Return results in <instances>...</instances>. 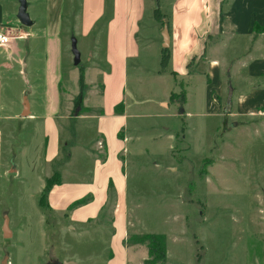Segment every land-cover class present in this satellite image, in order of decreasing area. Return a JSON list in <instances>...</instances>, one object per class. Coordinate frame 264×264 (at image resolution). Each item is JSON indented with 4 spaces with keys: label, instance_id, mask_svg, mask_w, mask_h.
Instances as JSON below:
<instances>
[{
    "label": "rangeland",
    "instance_id": "obj_1",
    "mask_svg": "<svg viewBox=\"0 0 264 264\" xmlns=\"http://www.w3.org/2000/svg\"><path fill=\"white\" fill-rule=\"evenodd\" d=\"M12 3L10 0L7 7ZM172 3L145 0L146 14L137 36L140 59L129 64L126 124L118 133L120 138L117 135L124 143L118 158L127 174L129 260L134 262L133 249L148 258L146 244L136 243L137 236L161 234L168 264H264V108L237 112L233 104H227L224 92L222 97L211 94L219 107L218 115L204 114L201 107L209 81L205 60L198 63L190 59L181 78L167 71L159 73L163 50L160 15L169 18ZM67 5L71 14L79 0H67ZM75 21L77 16H72L64 23V60L69 63L63 69L61 111L67 118L60 124L61 158L55 168L51 167L53 172H68L65 175L71 181L80 179L75 173L69 174L75 166L86 171L95 158L105 156L103 138L93 117L103 111L99 105L103 33L95 31L99 40L94 53L101 60L99 66L92 63L91 73L83 77L84 95L94 90V106L84 112L87 109L79 98V67H88L92 49L78 37L80 63L74 66L69 49L73 39L69 37L76 29L71 32L68 27ZM11 28L1 25L0 32L12 34ZM245 42L242 37L225 42L221 56L225 59L221 71L224 86L231 59L245 52ZM235 80L232 76L233 86ZM24 88L21 79L11 80L5 87V102L13 111L9 113L23 108ZM34 139L39 142L38 136ZM66 155L74 158L68 161ZM25 173L24 178L7 174L0 182V264L5 258L10 264H44L62 261L73 253L84 257L108 243V238L92 232L75 234L63 217L40 208L39 181L33 171L26 169ZM58 174L60 180L63 174ZM112 208L113 198L104 213L108 225ZM5 221L9 238L3 236Z\"/></svg>",
    "mask_w": 264,
    "mask_h": 264
},
{
    "label": "crops",
    "instance_id": "obj_2",
    "mask_svg": "<svg viewBox=\"0 0 264 264\" xmlns=\"http://www.w3.org/2000/svg\"><path fill=\"white\" fill-rule=\"evenodd\" d=\"M9 1L0 0V26H12L13 33L23 38H13L8 47L0 48V182L7 174L24 178L28 169L39 181L41 195L46 179L54 173H62V178L46 196V209L54 216L63 217L68 229L75 234L92 232L96 237L108 238L104 247L84 257L73 253L62 261L48 260L44 264H142L147 258L141 257L138 249H133V263L128 257L127 174L118 158L119 151L124 148L118 133L126 124L124 105L129 64H136L140 59L137 36L146 14L145 0H79L71 14L67 13V0H26L27 12L34 22L30 27L22 26L16 19L18 0L17 4L12 0L10 8L7 7ZM72 16H77V23H72L68 30L73 32L75 28L76 32L69 40L75 38L77 48L80 37L88 42L85 46L92 49L88 67L83 66L86 69L83 77L91 73L92 63L99 66L101 60L94 53L99 40L95 31L103 33L99 96L103 111L93 117L97 120L96 131L103 138L105 156L95 158L86 171L75 166L69 174L79 175L76 181L68 179L65 170L51 171L61 158L60 124L67 118L61 111L63 69L69 63L64 60L67 46H64L63 31L65 19ZM255 23L263 27L257 35ZM168 29L169 69L176 73L175 77L181 78L186 73L190 59L198 63L205 60L209 81L205 83L208 92L204 97L205 105L201 107L204 114L218 115L215 113L219 107L211 94L222 97L224 92H227V104H233L237 112L264 108V0H173ZM236 37L246 40L245 52L231 59L228 83L224 86L222 49L227 46L226 41ZM69 49L72 52V45ZM232 76L237 79L234 86ZM14 79H21L26 87L21 93L23 99L28 100V116H21L23 108L9 113L13 111H9L5 102L4 90ZM93 91L82 94L80 100L87 109L84 112L94 106L91 102ZM120 104L122 108L116 112ZM36 136L39 142L34 139ZM31 143L34 146L31 147ZM73 158L65 157L68 161ZM111 198L113 208L108 225L104 213ZM82 199L86 202L72 207ZM41 222L44 224L45 220ZM97 259L100 263H96ZM7 262L10 264L9 260ZM165 264H168L167 259Z\"/></svg>",
    "mask_w": 264,
    "mask_h": 264
},
{
    "label": "trees",
    "instance_id": "obj_3",
    "mask_svg": "<svg viewBox=\"0 0 264 264\" xmlns=\"http://www.w3.org/2000/svg\"><path fill=\"white\" fill-rule=\"evenodd\" d=\"M155 15L158 14V7H155ZM163 15V14H162ZM160 15V22L162 24V27L164 24H167L169 26V18L165 17L164 15ZM157 16V15H156ZM263 31V28L258 26V24H254V33L255 35L259 34L260 32ZM254 35V36H255ZM169 64H170V48L163 49L161 53V61H160V72H168L171 75L175 77L176 73L171 71L169 69ZM83 68L79 67V98H82L83 94V89H84V83H83ZM183 95L185 96V89L183 90ZM118 109L116 112H120L119 109L120 107L122 108V104L116 106ZM59 182V174H53L49 178L46 179L45 181V186L44 189L40 195L39 198V206L40 207H45V199L50 191V189ZM86 200L82 199L77 202H75L72 207L80 205L85 203ZM136 243L139 244H146L147 247V253H148V258L144 261L145 264H165L166 262V247H165V237L161 234H147V235H139L136 237Z\"/></svg>",
    "mask_w": 264,
    "mask_h": 264
},
{
    "label": "water",
    "instance_id": "obj_4",
    "mask_svg": "<svg viewBox=\"0 0 264 264\" xmlns=\"http://www.w3.org/2000/svg\"><path fill=\"white\" fill-rule=\"evenodd\" d=\"M16 19L24 27H30L33 25L34 22L33 20L30 19L29 14L27 12V1L26 0H18V9L16 13ZM160 35L162 38V44H161L162 49L169 48L170 35H169V29H168L167 24L163 25L160 31ZM72 53H73V64L77 66L80 63V57H79V54L76 48V41L74 39L72 40ZM28 115H29V106H28V100L25 97L23 99V110L21 112V116L25 117ZM3 236L4 238H9L11 236V233L8 229L7 221H5L3 225ZM64 263L68 264V262H64ZM3 264H8L7 258L4 259Z\"/></svg>",
    "mask_w": 264,
    "mask_h": 264
},
{
    "label": "built area",
    "instance_id": "obj_5",
    "mask_svg": "<svg viewBox=\"0 0 264 264\" xmlns=\"http://www.w3.org/2000/svg\"><path fill=\"white\" fill-rule=\"evenodd\" d=\"M13 38H23L22 35L13 33L12 34H6L3 32H0V48L8 47L10 44L11 39Z\"/></svg>",
    "mask_w": 264,
    "mask_h": 264
}]
</instances>
